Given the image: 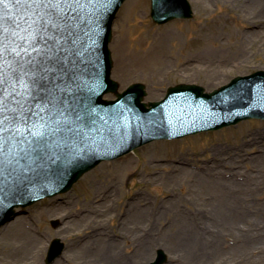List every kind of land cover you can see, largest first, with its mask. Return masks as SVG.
I'll list each match as a JSON object with an SVG mask.
<instances>
[{"label": "rangeland", "instance_id": "obj_1", "mask_svg": "<svg viewBox=\"0 0 264 264\" xmlns=\"http://www.w3.org/2000/svg\"><path fill=\"white\" fill-rule=\"evenodd\" d=\"M189 2L193 10L191 19H175L164 25L151 21L149 0H127L123 4L113 24L110 44L111 77L120 85L119 91L132 83H141L146 92L144 102H153L163 98L170 86L195 84L212 91L235 76L264 70V39L253 35L255 28L241 20L243 15L234 9L236 0ZM257 2L246 0L243 6L246 17L255 15L253 12L257 10L253 8ZM124 33L126 53L137 49L135 44L142 37L145 46L151 36L155 35L159 41V36L164 35L162 41L166 37L165 48L172 57L168 67L178 71L154 80L149 72L137 74L134 70L140 69L123 68L118 63L117 51L118 40ZM219 34L222 47L213 42ZM242 37L251 40L247 49H241L244 58L235 61L237 65L224 66L219 82H211L199 71L180 70L181 65L188 63L205 65L198 59L188 60L190 52L208 50L213 60L219 58L222 64L221 56L233 53L235 46L245 40ZM263 132L264 121H244L172 142L155 141L122 160L99 164L69 192L17 212L14 220L0 227V264H12L7 251L26 237L8 230L17 219L24 221L26 229L39 240L35 242L39 251L34 256L38 264H45L46 252L54 239H59L65 247L62 255L50 264H111V259L115 260L114 264H150L160 249L166 256L165 264H264V139L249 145L244 143L250 134ZM180 159L195 168L203 167L198 172L190 170L200 179L207 180L209 174H217L214 180L217 188L204 189L194 176L189 179L191 184L169 180L171 175L164 180L169 169L160 165ZM193 188L202 192L195 194ZM96 190L99 194H95ZM106 191L107 202L100 201ZM95 195L101 196L95 198ZM134 197L147 206L162 203L164 207L174 206L171 212L158 210L149 221L139 220L138 227L133 229L125 209ZM94 207L96 212L91 213ZM189 213L199 228L192 223L187 233L182 218ZM90 218L101 226L91 223ZM51 221L58 223L53 227ZM94 228L107 233L109 238L96 237L92 233ZM31 237L30 241H34Z\"/></svg>", "mask_w": 264, "mask_h": 264}, {"label": "snow or ice", "instance_id": "obj_2", "mask_svg": "<svg viewBox=\"0 0 264 264\" xmlns=\"http://www.w3.org/2000/svg\"><path fill=\"white\" fill-rule=\"evenodd\" d=\"M24 2L35 5L33 15L39 17L32 22L35 28L29 39V46L37 51V57H32L25 48L23 52L28 54V59L24 60L20 51L12 49L19 58L16 60L18 66L13 68L15 79L0 75V193L17 178L19 172L24 170L21 160L34 164L43 158H54L51 152L53 147L62 149L69 146L68 141L60 139L58 134L66 135L74 130L67 127L73 125L74 121L65 115V112L72 107L68 97H71L73 89L70 84L61 85L56 81L66 79L65 69L69 57L62 53L68 51L65 45L69 41L73 46L76 44L74 36L79 25L76 22L78 9L74 6L82 5L84 0H24ZM3 3L4 0H0V5ZM5 31L7 29L3 28V15L0 14V33ZM41 40L44 41L43 48L39 47ZM4 50L3 41L0 39V57L3 56ZM76 55L80 53L76 52ZM25 77H28L27 81ZM6 83L13 92L17 83L22 84L26 89L24 93L19 94L26 97L23 102L17 101L19 109L5 104L6 95L10 94L5 87ZM61 104L64 105L63 108L59 107ZM45 111L47 120L40 116V113ZM33 116H39L44 123L34 121ZM82 118L77 113L76 120ZM5 132L9 133L7 140L22 137L19 142L24 145L21 148L23 155L15 150L5 153L6 139L3 135ZM50 138L55 139L50 140Z\"/></svg>", "mask_w": 264, "mask_h": 264}, {"label": "bare ground", "instance_id": "obj_3", "mask_svg": "<svg viewBox=\"0 0 264 264\" xmlns=\"http://www.w3.org/2000/svg\"><path fill=\"white\" fill-rule=\"evenodd\" d=\"M236 2H237V6H235L234 9L239 11L243 15V18L241 20L247 23L250 27L255 28L253 31V35L256 34L257 38L264 39V16L262 15V12L264 11V4H263L264 0H258L255 8L260 7L261 9L258 11V9L253 8L254 10H257V12H253L255 13V15L251 17H246L244 13L243 6L246 0H241V1L236 0ZM125 35L126 33H124L120 37V40H118V51H117V55L119 57L118 63L121 64L123 68L130 67V68L140 69V70H134V72H137V74H141L142 72L147 74L149 72L151 73V75H153L154 80L156 79V77L163 76V74H170L172 72L178 71V69L172 70L171 67H168V65L170 66L169 61L172 60V57H169L168 50L165 48L167 45L165 43L166 37L162 41L164 35L159 36V41H156L155 35L151 36L150 37L151 41L149 42L148 45H145V46H144L145 39L143 37L142 38L144 40L142 38L138 39L137 43L139 46L135 44L137 49H133L130 53L124 52L125 44L123 43V40L125 38ZM242 39H245V37H242ZM220 40H221V36L219 34V36H217L213 42L218 43V47L220 46L222 47V43ZM250 41L251 40L247 38L245 40H242L240 43H238L235 46V49H234L235 51L233 53L229 52V53H226L225 56L223 57L221 56L223 60L222 64L219 58H217V60H213V55L210 53V51L208 52V50H206L205 53L190 52L188 54V60L198 59L201 63L204 62L205 65L198 66L195 64V62H193V63H188L186 66L181 65L180 70H183L184 72H187V73L189 71H194V72L199 71L200 73H204L207 77H209V80L211 82L212 81L219 82V74L221 72V69L227 65H237L238 63L235 61H239L240 59H243L244 58L243 56L245 55L241 49H243V47L247 49V46L249 45ZM220 53L221 51L219 52V54ZM12 100H13L12 98H9L6 102L12 101ZM115 113L116 111L112 115L115 116ZM119 113H122V112H119ZM122 114L123 116L127 115L126 113H122ZM111 121L116 122L118 125L121 124L120 121L117 119V117H113ZM258 139H264V132L261 134H255V135L250 134L249 140L244 143L249 145L257 141ZM260 142H262V140H260ZM125 162L124 163L127 165V161ZM165 164L166 165L159 164L160 166L169 169V171L167 172L168 175L163 178L164 180H167L169 178V175H171L172 177H170L169 180L171 178H174L178 183L182 182L183 184H185L189 182V184H191V181H189V179L190 178L192 179V177L194 176V177H198L200 181L199 186L201 185L205 186L204 189L208 187L217 188V181H214L215 178L217 179V176H216L217 174H214V173L209 174L208 175L209 178L207 180H203L199 178L196 172L194 173L190 171L192 169L198 172V169L203 168V167L195 168L189 165L183 159H180L179 161L177 160V162L176 161L167 162ZM173 174L175 175L173 176ZM96 188H98L97 185H96ZM191 190H193L195 194H199L200 192H202L201 190H199V188H193ZM95 194H99V191L96 190ZM102 195L104 197L100 201L107 202L108 191H106ZM99 196L101 195H95V198ZM142 200H145V199L142 198ZM173 206L170 205V207H164L163 203L159 206H152V205L147 206L145 205V202L136 200V198L134 197L132 201L126 206L125 214L128 215L129 222L131 223L133 229H136L138 227L139 220L144 219V220L149 221L150 219H152V216L155 215L156 212L160 209H167V211L171 212ZM96 209L97 208L94 207L90 212L95 213ZM179 210L180 208L177 210V213L179 212ZM188 215L189 216H185L182 218L186 222L185 223L186 225L184 226L186 227L185 232L187 233L190 231V229H192L190 225L192 223L195 224L194 218L192 217L191 213H189ZM90 221H92L91 223H94L97 226H101L99 222H95V220H91V218H90ZM195 225H196V228H199L197 224ZM26 228L27 227L25 226L24 221H22L21 219H17L14 222V224L8 229L10 231L12 230L13 232H15L19 237L20 235L22 237L26 236L24 237L22 241H19V243H16V245L12 248V250L7 251L8 257L12 259V264H16L17 262H21L22 264H38V262L35 261L34 256L39 251V250L37 251L38 243H35V242H38L39 240L35 234H32L31 231L29 229L27 230ZM97 232H98V229L96 228L92 230V233L96 234V237L98 238H102V239L109 238L107 233L103 231L102 232L100 231L98 233ZM31 235L33 236L31 237V239L34 241H30ZM87 242H89V240H87L86 243ZM212 244L215 245L213 242ZM218 246H219V243L217 242V249H218ZM113 262H115V260L111 259V264H114Z\"/></svg>", "mask_w": 264, "mask_h": 264}, {"label": "water", "instance_id": "obj_4", "mask_svg": "<svg viewBox=\"0 0 264 264\" xmlns=\"http://www.w3.org/2000/svg\"><path fill=\"white\" fill-rule=\"evenodd\" d=\"M118 1L120 2L121 0H118ZM174 1L175 2L172 1L173 6L178 11H184V13H186V15L189 14L188 8L180 7V6H178L177 0H174ZM160 2H161V0H153V15L160 18V21H163V20L165 21L170 15H167L166 12L163 13V11L160 7ZM83 6H86L90 10H93L96 7V0H84ZM34 8H35V5L26 4L24 2V0H19V2H17V0H4V3L2 5H0V14L3 15V28L7 29V31H9L10 33H17L18 31L20 32V29H21L20 26L23 23L33 22V20H38V17L36 15H33ZM168 11L169 10H167V12ZM176 16L177 15H174V16H172V18L176 17ZM154 20H156V19H154ZM156 21H158V20H156ZM17 25H19V27H17ZM25 29L27 32H30L29 27H26ZM7 31L0 33V35L2 34V36H0V39H2V40L4 39V36L6 35ZM4 45H5V43H4ZM95 50H96V47H92V51L95 52ZM108 65H109V61H108ZM70 68L71 67H67V69H70ZM79 69L81 70L80 77H76L78 84L72 88L73 92H72L71 97H68V99L71 101L72 107L69 108L68 111L65 112V115L69 116V117L71 116V118H73V117L77 116V113H80L81 115L91 114L92 117L87 120L88 129H89V131L94 133L95 131L100 130V128L96 127V126H99L98 121H100L98 116H101V115L105 114L104 113L105 111H107L109 109H113L114 107H116L119 102H122L123 98H125L129 95V93H132V92L135 93L136 87L135 86L131 87L125 94H122V95L117 94L118 100H116L114 102H102L100 100V98H97V97L95 98L92 95V93H90V91L92 89H98L99 87L102 86L101 90H100L101 92H109V91L115 92L116 87H117L116 84L109 80V78L106 75L107 73L104 74V76H102V77H101V75H96V74L92 77L91 70H90V72L88 70H86L84 72L83 77H82L83 67H79ZM87 71H88V73H87ZM81 77H82V81L86 82L89 86L92 87L89 90L88 94L85 93L81 89V86L79 83V80H81ZM261 79H264V73H257V74H254V75L248 77V78H237L232 82L230 87H235V86H239V85L243 86V85H248V84L250 85L251 83L254 84V83L259 82V80H261ZM230 87L223 88L221 91H226ZM177 89L183 90V91H180L179 94H183V93H187V92H196L195 89L192 87H177ZM184 89H186V91ZM173 91H175V89H170L168 91L169 96ZM199 91H200L199 93L196 92V93H198L197 96L199 98L204 97V96H201L202 90H199ZM136 94H137V97H135V100L133 101V103H131V105L136 106L138 108V109L137 108L136 109L139 113H143V112L145 113L146 110L139 108V106H141L139 104V102H140V99H142V97H141L142 93L136 92ZM205 97L208 98V96H205ZM149 105L152 107V109L160 107V103H151ZM241 107H243V106H239L238 108H241ZM254 111H258V110H252V112H249L248 114L236 116V117L232 118L229 122L222 123L220 125H217L216 127L218 128V127H221L222 125H226L229 123L233 124V123H235L239 120H242L244 118H247V117H264V114H261L260 112H254ZM106 121H108V120L106 119ZM111 125L115 126V124L113 122H111ZM39 130L42 131L43 129H39ZM104 131H106V130H104ZM105 133L107 135L106 137L110 136V134H111L110 131L108 133L107 132H105ZM21 139L22 138L19 137V139H18L19 144H18V146H15V147H14V140H12V142H10V140L6 139V142L4 145L5 153L7 154L9 152V150H15L16 152L23 155V153L21 152V148L24 147V145L20 144V142H19ZM104 142L105 141L103 140L102 143H104ZM141 143H144V141H140L139 143L136 142V143L132 144L130 147L131 148L135 147ZM17 158H19V157H17ZM96 161H98V160H95V161H93L89 164H85V165H84V163H80V164L76 163L73 166V170L71 171L66 182L63 184L64 187L61 188L60 190L61 191L66 190L70 186L71 182H73L82 173H84L86 170L90 169L93 165H95ZM38 162H39V160L36 163H34L35 164L34 166H31L33 164H28L25 160H21V165H23L24 169H29V168L36 169L40 165L39 164L40 162L39 163ZM69 162L70 161L64 157L57 164L60 167H63L65 165H67ZM18 199H19L18 197L15 198V200H18ZM0 201L1 202L4 201V198L2 195H0ZM28 202L30 203L31 200H29ZM8 204H10V203H4V207H6ZM26 204H28V203L26 202ZM26 204H23V205H26ZM158 256H159L158 260L155 264H160L165 260L163 254L161 252L158 253ZM53 257H55V255H52V258Z\"/></svg>", "mask_w": 264, "mask_h": 264}]
</instances>
